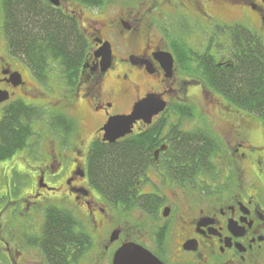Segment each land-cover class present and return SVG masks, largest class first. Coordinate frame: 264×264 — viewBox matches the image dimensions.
<instances>
[{"label":"flooded vegetation","instance_id":"1","mask_svg":"<svg viewBox=\"0 0 264 264\" xmlns=\"http://www.w3.org/2000/svg\"><path fill=\"white\" fill-rule=\"evenodd\" d=\"M71 6L58 8L78 15ZM79 8L80 22L91 9ZM96 10L90 31L80 22L89 48L76 80L37 79L7 46L0 53V128L11 112L39 115L23 148L0 162L2 212L22 183L25 219L12 237L0 222V249L10 264H114L122 249L138 264H264V147L251 141L262 123L212 83L234 67L239 20L264 31V0H129L109 18L106 5ZM148 96L163 111L106 141L110 119ZM128 141L145 146L147 165L112 197L92 182L94 147ZM28 157L36 166L26 172ZM61 220L69 231L59 244L45 227Z\"/></svg>","mask_w":264,"mask_h":264},{"label":"trees","instance_id":"2","mask_svg":"<svg viewBox=\"0 0 264 264\" xmlns=\"http://www.w3.org/2000/svg\"><path fill=\"white\" fill-rule=\"evenodd\" d=\"M62 1L96 9L104 7L110 0ZM1 5L7 48L11 55L25 61L35 78L48 80L56 65L60 79L76 80L79 77L89 41L77 14H64L60 8L43 0H2ZM231 30L234 67L225 72L218 69V80H213V86L229 102L247 110L264 125V37L241 24ZM11 114L0 128V162L23 148L25 137L31 135L33 121L39 117L33 111H27L23 117L17 111ZM94 154L90 166L92 182L99 191L112 197L125 194L128 185L148 161L145 146L132 141L97 145ZM67 227L63 223L53 228V222L49 221L45 232L54 235L53 241L60 244L62 233L69 231Z\"/></svg>","mask_w":264,"mask_h":264},{"label":"rangeland","instance_id":"3","mask_svg":"<svg viewBox=\"0 0 264 264\" xmlns=\"http://www.w3.org/2000/svg\"><path fill=\"white\" fill-rule=\"evenodd\" d=\"M1 2H2V0H0V9L2 8ZM69 2H71V4L73 5V6H71V8L74 11H76V13H78V15H80V17H81L82 14H81L79 5L74 4L72 1H69ZM128 2H129V0H110L106 4L105 16L108 18L115 16V13L118 11L120 5L126 6L128 4ZM1 11H0V53H2L3 50L7 46L6 38H5V35L2 31L3 30L2 29L3 15H2ZM242 13L240 12V10L233 12V17H235L236 19H240V17L245 15V14L243 15ZM96 14H97V10L95 8L91 9V11L85 12V16L82 17L83 19L80 20V22H81V24L85 30L90 31L91 22L98 20L99 16ZM217 17H219V16H217ZM245 17H248V15L246 14L243 18H245ZM220 18L221 19H227V18H222V17H220ZM238 23L241 25L250 27L251 29L257 31L258 33H260L264 37V31H260L258 26H256L254 23L251 24L250 22L240 21V20ZM6 49H8V48H6ZM25 68L29 71V69L26 66H25ZM52 70L53 71L51 72V76L53 75V77H55L56 79L59 80L60 79L59 66L58 65L54 66ZM23 74H24V72H23ZM24 77L26 80H32L29 78L27 73L24 74ZM253 118H256V117H253ZM260 121H259V123H260ZM33 126H34L33 127L34 131H36L38 129V124L35 123ZM254 133L255 132L253 131L251 134L252 144L264 147V125L263 124L261 125L258 134H254ZM20 154H22V153L18 152L17 156H20ZM23 165L26 168V172H29L32 169V167L36 166V162L33 158L28 157V160ZM2 166H3V164L0 163V177L3 174V171L1 170ZM21 169H22L21 167L18 168L17 174H21ZM0 180H1V178H0ZM261 180H262V178H261ZM12 188H13V190H15L17 192L13 196V198H15L18 201L17 205L11 206L10 209L8 211H5V214H4L2 212L3 211V204L0 203V213L2 212L0 222H1V224L3 223L2 226L4 229L6 227V224H8L9 229H8V231H6V233H8L9 237H12L11 233H15L17 236L21 230V226H24V223H25V219L20 216V213L23 212V206L20 204L21 203V197H22L23 185H22V183L21 184L17 183V184H14L12 186ZM2 195H3V189L0 187V197ZM1 230H2V228H1ZM5 253H6L5 249L1 248L0 249V264H10L8 256L4 255Z\"/></svg>","mask_w":264,"mask_h":264},{"label":"water","instance_id":"4","mask_svg":"<svg viewBox=\"0 0 264 264\" xmlns=\"http://www.w3.org/2000/svg\"><path fill=\"white\" fill-rule=\"evenodd\" d=\"M49 2L55 7L61 6V0H43ZM104 61L106 65L111 62V49L106 45L103 49ZM6 100L3 93L0 92V103ZM165 103L157 96H148L146 99L138 103L130 116H118L110 119L109 123L104 128L105 139L111 143L118 141L129 135L132 132L133 125L139 121L144 120L146 123H150L154 115L163 111ZM126 250L122 249L115 257L114 264H138L132 260V256L125 255ZM151 259L155 260L153 257ZM141 264H152L147 261Z\"/></svg>","mask_w":264,"mask_h":264}]
</instances>
